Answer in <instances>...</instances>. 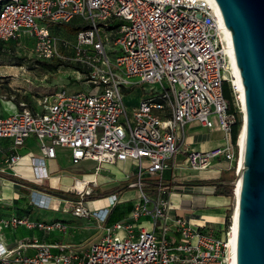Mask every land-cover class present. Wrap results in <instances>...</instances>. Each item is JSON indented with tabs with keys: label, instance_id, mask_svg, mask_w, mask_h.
<instances>
[{
	"label": "built area",
	"instance_id": "2783aa9c",
	"mask_svg": "<svg viewBox=\"0 0 264 264\" xmlns=\"http://www.w3.org/2000/svg\"><path fill=\"white\" fill-rule=\"evenodd\" d=\"M218 20L214 0H2L0 41L35 38L37 57L85 66L80 74L91 88L60 89L43 99L38 110L21 105L15 112L0 113V139L17 147L34 135L41 155L36 168L43 167L45 158L55 157L56 147L68 149L72 163L96 161V171L102 164L135 161L137 180L131 186L139 187L140 202L129 219L103 228L84 258L53 245L40 246L34 256L24 257L21 247L9 249L0 238V264H234L231 219L218 232L192 227L181 217L170 220L168 192L159 186L155 198H149L142 180V174H158L160 182L162 172L173 169L168 161L180 151L184 127L192 120L209 129L215 117L224 143L190 150V169L206 171L225 162L235 171L240 164L238 135L233 142L231 129L242 122L243 111ZM72 21L83 28L73 32L71 41L50 30ZM138 83L157 84L158 89L128 106L123 91ZM224 83L233 91V111L222 93ZM19 158L15 153L5 162L12 165ZM75 184L76 180L73 190ZM83 190L76 192L79 200L72 212L88 218L97 212L88 210ZM107 199L114 205V195ZM140 217H149L152 229L136 232L133 222ZM18 227L66 229L61 222L0 220V232ZM171 235L178 239L171 241Z\"/></svg>",
	"mask_w": 264,
	"mask_h": 264
},
{
	"label": "crops",
	"instance_id": "0c3cea01",
	"mask_svg": "<svg viewBox=\"0 0 264 264\" xmlns=\"http://www.w3.org/2000/svg\"><path fill=\"white\" fill-rule=\"evenodd\" d=\"M54 29L55 27H51L50 29L53 34ZM57 29H60V27H58ZM18 40H24V37L11 39L8 41H0V50L5 47L9 52L8 44L11 41ZM136 103L137 102L135 101L134 103L126 104L128 106H131ZM39 106L40 102L38 107L30 109L38 110ZM17 110H19V108L10 100L0 99V113L8 114ZM188 129L189 127H186L185 125L182 147L180 148V151L175 155V157L168 161V163L172 165L173 169H166L161 174V181H163V183H168L167 186L162 187L169 194V196L167 197L169 202L170 197L173 196L174 192L178 194L177 197L179 198V201L175 206V215H180L178 217H182L184 215L185 220L192 227L205 226L204 224L208 222L207 226H214V224L217 223V225L219 224L218 228L220 229L222 227L220 220L223 219L225 211L231 199L214 196V190L210 186L204 187L183 185L182 183L190 180H197L198 178L206 179V176H209L211 174H213L214 178H218L225 174L227 170H230L227 168V163L221 162L219 164L216 163L213 169L206 170L204 174H201V171L195 172L190 169L187 163V154L190 150L204 151L220 146L224 143V135L223 132L219 129L216 130V133L211 134H201L197 131H188ZM203 129H205V127ZM205 130L207 131L208 128ZM32 146H36L37 150L32 151ZM0 149V173L11 174L35 183H45L52 187H55V189H60L66 192L73 190V184L75 180L83 183L87 182V185L83 190V193L85 192L86 196L89 194L99 195L102 192L113 189L114 186L118 185L121 182H125L127 180L130 182L127 190H124L118 194H114V196L116 197V201L118 200L116 205H110V201H108L107 197L88 201V210L90 212L97 213L90 215L88 218H80L75 217L74 215V217H72V215L66 214V212L63 210H56L54 204L50 202H44V205H42L41 207L36 204H34V206L31 205L26 198L27 196H30V193L32 192L35 194L36 200L40 202L41 200H43V198L49 199L51 197L46 195L43 196V194L35 191H28L27 186L7 180L0 176V220H5L13 217L24 218L33 223L41 222L51 224L54 222H61L66 227L64 232H60L58 230L46 232L36 228L26 229L22 227L1 231L0 238L4 242L6 247L9 249H16L18 247H21V251L24 257L34 256L38 252L40 246L53 245L65 246L67 248H70L75 251L80 258H84L85 254L89 250L90 245L102 237L103 228L115 223L114 222L106 224V217L110 215L112 210L114 209L115 211L117 210L120 212H124L125 214L120 221L126 220L130 218L135 206L140 202L138 186H131V184L135 183L136 181L133 180L135 177V172L130 171L133 163L136 164L135 161L127 160L124 162H119L115 165L102 164V168L100 166L98 171L95 170L97 167L96 164L92 172L83 173L82 176L78 178L76 176H70L65 172L67 171L66 169L69 165L75 163H72L71 161L70 151L63 147H56L55 157L45 158L43 160V167L39 166L36 168V166H38L37 163L39 162V158L41 155L39 152L38 140L34 135L28 136L25 139L23 145L17 147H15L9 139H0ZM15 153L19 154L20 156L18 162L12 165H8L5 162L6 157ZM58 156L64 157L65 159L63 161H55V165H53L51 162L49 164L47 163V160L51 161L53 159H57ZM86 160L94 161L91 159H85L81 161ZM178 160H180V162L176 163V161ZM184 162L186 164H184ZM103 165L112 167V170L109 172H112L113 176L111 177L115 179L108 180L113 181V183L111 184L112 186L109 190H99V186L96 180V174H100V172L102 171L107 172V170L109 169L103 168ZM44 173H46V175H44ZM124 175L128 176L124 177ZM87 176L90 177V179L85 178L84 180H81L82 178ZM145 176L146 178L155 180H158L160 177L158 176V174ZM93 187L97 190H94ZM144 189H148V184L146 182H143V190ZM149 190L151 191V193L153 192L152 189H148V191ZM128 199L131 200L130 203L123 205L121 204L128 201ZM51 200L55 201L58 199L51 198ZM59 201L62 202L63 205H66L67 203V201ZM69 204L73 208V204L70 202ZM43 210H46L48 213L45 214ZM186 213H189L190 215H186ZM103 217H105L104 222L101 223L100 220ZM133 227L134 229H136V232L141 227H145L150 230L152 229V221L149 217H140L133 222ZM177 239V235H171L170 237L171 241H176ZM52 252L57 253L58 250L53 249Z\"/></svg>",
	"mask_w": 264,
	"mask_h": 264
},
{
	"label": "water",
	"instance_id": "95a60500",
	"mask_svg": "<svg viewBox=\"0 0 264 264\" xmlns=\"http://www.w3.org/2000/svg\"><path fill=\"white\" fill-rule=\"evenodd\" d=\"M214 2L235 59L245 109L240 164L231 181L217 184L235 194L239 182L234 264H264V0Z\"/></svg>",
	"mask_w": 264,
	"mask_h": 264
},
{
	"label": "rangeland",
	"instance_id": "374dc122",
	"mask_svg": "<svg viewBox=\"0 0 264 264\" xmlns=\"http://www.w3.org/2000/svg\"><path fill=\"white\" fill-rule=\"evenodd\" d=\"M72 25H75L74 23ZM55 35H58V37H64L67 40H73L74 37V31H70L63 25L60 27V29H57V27L53 30ZM35 38H26L24 37V40H18V41H11L9 46V52L4 47L2 50H0V99L2 100H10L12 103H14L18 108H21V105H24L28 108H35L38 107L39 102H41L43 99L49 98L52 94H54L56 91L60 89H65L67 92H75L79 90H85L88 91L91 87H88V82L81 76L80 73L83 71H86V67L76 63L74 61L70 60H63L59 58H52V59H41L36 56L35 54ZM69 55V54H68ZM131 82L138 81L136 78H131ZM158 89L157 84H148V83H138L134 85H129L127 88V91H123V98L125 103L131 104L135 101L138 102L141 98H144L148 94H150L153 90L156 91ZM230 93L232 96V105L235 107V100L233 98V91L230 89ZM212 122L214 126L212 128H209L207 131L203 129L204 127L200 125V123L197 120H192L186 124V127H189L188 131H197L201 134L207 133H216V130H218L217 127V119L215 117H212ZM242 125V124H241ZM240 131V130H239ZM218 135V134H216ZM32 151H36V146L31 147ZM65 158L58 156L57 159L53 160H47V163L50 162L55 165V161L61 160L63 161ZM180 160L176 161V163H179ZM97 163L94 161L86 160L81 161L75 164H71L67 167V171H65L68 175L76 176L80 178L83 173L92 172L94 166ZM184 164H186L184 162ZM102 168V166H101ZM103 168H109L107 172H100V174H96V180L99 186V190H109L112 186L111 184L113 181H108L110 179H113L111 176L112 172L109 171L112 170L111 166L103 165ZM146 164L143 165V170H145ZM130 171L135 172V177L133 180H137V172H138V166L133 163V165L130 168ZM205 171H201V174H204ZM166 174V173H165ZM164 174V175H165ZM234 170H227L226 171V177L231 178L229 181H231L234 177ZM129 175V174H128ZM128 175H124V177H127ZM210 180L213 179V174L206 176V179ZM67 178V177H66ZM85 178L90 177H84L81 180H84ZM157 178V177H156ZM149 178H146L144 174H142V180L146 182V180ZM202 179V178H198ZM205 179V178H204ZM215 179V178H214ZM69 180V179H68ZM115 180V179H113ZM71 181V180H70ZM67 181V182H70ZM94 189V187H93ZM97 190V189H94ZM134 191V190H132ZM139 191V187H138ZM148 189H144L143 192L148 195L149 198H155V194L157 192L151 191ZM71 194H74L76 196H79L76 191L72 190L69 191ZM84 196H86V193H83ZM178 194L175 192L173 193V196L170 197V210L168 212V217L170 219H175L176 217L180 215H175V206L179 201V198L177 197ZM44 196V195H43ZM27 201L30 202L31 205L34 206V204L38 206L44 205L45 202H50L54 204V207L56 210H63L66 212V214L72 215V207L69 204V202L66 203V205L62 204L59 200H48L43 198V200L38 201L35 198V194L32 192L30 193V196H27ZM43 201V202H42ZM118 202L115 201L114 204ZM131 200L128 199L125 203H130ZM68 210V211H66ZM45 214L48 212L43 210ZM233 212V199L229 201V205L225 211L223 219L220 220L222 227L219 229L217 223L214 224V226H207L208 222H206L204 225L206 227H213V230L215 231H221L223 228V224H225L230 220L231 214ZM115 214V212H114ZM186 215H190L189 213H186ZM63 217V216H62ZM185 219L184 215L181 217ZM223 222V223H222Z\"/></svg>",
	"mask_w": 264,
	"mask_h": 264
},
{
	"label": "trees",
	"instance_id": "16d2710c",
	"mask_svg": "<svg viewBox=\"0 0 264 264\" xmlns=\"http://www.w3.org/2000/svg\"><path fill=\"white\" fill-rule=\"evenodd\" d=\"M1 2H2V0H0V5H1ZM73 23L75 24V21H72L71 23H68V24H61V25L56 26V27L58 28V27H61L63 25L64 27H66L70 31H74V30L83 28L82 26H78L76 24L72 25ZM222 93H223L224 98L230 103V110L233 111L234 108L232 105V96L230 93V87L226 83H224L222 86ZM241 124H242V122L240 120H238L232 126L231 139L233 142L236 140V137H237L239 130H240L239 128H241ZM230 170H233V169H230ZM225 174H226V172H225ZM225 174H223L222 176L215 178V179L190 180V181L183 182L182 184L183 185L204 186V187L216 185L215 190L213 192L214 196H220V197L232 199L233 194H232L231 187H229L227 185L217 184L218 182H229V180L231 178H227ZM0 176L7 179V180L19 183V184L24 185V186H27L28 191H35V192L41 193L43 195L49 196V197L54 198V199H58L61 201H67V202H70L72 204L77 203L79 200L78 196L71 194L70 192H66V191H63L60 189H55V187H52V186L45 184V183H35L32 181H28L26 179H22L20 177L11 175V174H6V173H0ZM129 183L130 182L127 180L125 182H121L118 185L114 186L113 189L106 191V192H102L99 195L89 194L87 196H83V200L85 202H88V201H92V200H96V199H102V198L109 197L110 195L121 193L122 191L128 189ZM146 183L148 184V189H152V191H156V189H158L159 186H167L168 185V183H163V181L159 182L158 180H155V179H147ZM114 212H115V214H114ZM124 214H125L124 212H120L117 210L115 211L113 209L112 212L110 213V215L108 217H106V219H107L106 224H110V223H114V222L116 223L117 221H120L122 219V217L124 216ZM228 225H229V221L225 224V226H228Z\"/></svg>",
	"mask_w": 264,
	"mask_h": 264
},
{
	"label": "bare ground",
	"instance_id": "6f19581e",
	"mask_svg": "<svg viewBox=\"0 0 264 264\" xmlns=\"http://www.w3.org/2000/svg\"><path fill=\"white\" fill-rule=\"evenodd\" d=\"M217 12H218V9H217ZM218 17H219L218 25H219L220 30H221V38H222V40L224 41V43L226 45L225 47H226V50H227L228 55H229V60L228 61H229V65H230V69H231V73H232V81H233L232 84H233L235 90L239 92V97H240V100H241V107H242V111H243L242 125H241L240 131L238 133V144H239V147H240V149L242 151L243 148H244V139H245V123H244L245 109H244L243 93H242V90H241V87H240V84H239V80H238V77H237V73H236L235 59H234L233 53L231 51L229 42L227 40V37H226L225 31H224V28H223V24H222L219 12H218ZM86 183L87 182L83 183V182L76 181V184L74 186V190L76 192L82 191L83 187H84V185ZM238 194H239V182H237V184H236L235 197L233 199V212H232L231 218H230L231 222H232V225H233V227H232L233 228L232 229L233 230V237H232L233 243L235 242V234H236V228H237V216H238L237 197H238ZM50 199L51 198H49L48 200H50Z\"/></svg>",
	"mask_w": 264,
	"mask_h": 264
},
{
	"label": "flooded vegetation",
	"instance_id": "af4514ba",
	"mask_svg": "<svg viewBox=\"0 0 264 264\" xmlns=\"http://www.w3.org/2000/svg\"><path fill=\"white\" fill-rule=\"evenodd\" d=\"M210 187H212V189L215 190L216 185H211Z\"/></svg>",
	"mask_w": 264,
	"mask_h": 264
}]
</instances>
